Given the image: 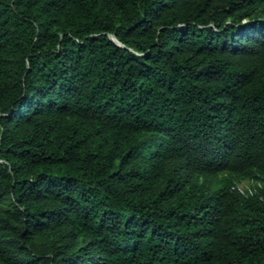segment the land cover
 <instances>
[{
  "label": "trees",
  "instance_id": "trees-1",
  "mask_svg": "<svg viewBox=\"0 0 264 264\" xmlns=\"http://www.w3.org/2000/svg\"><path fill=\"white\" fill-rule=\"evenodd\" d=\"M264 0H0V264H264Z\"/></svg>",
  "mask_w": 264,
  "mask_h": 264
},
{
  "label": "rangeland",
  "instance_id": "rangeland-1",
  "mask_svg": "<svg viewBox=\"0 0 264 264\" xmlns=\"http://www.w3.org/2000/svg\"><path fill=\"white\" fill-rule=\"evenodd\" d=\"M236 186L240 192L247 196L252 194H261L264 192V180L241 179Z\"/></svg>",
  "mask_w": 264,
  "mask_h": 264
}]
</instances>
